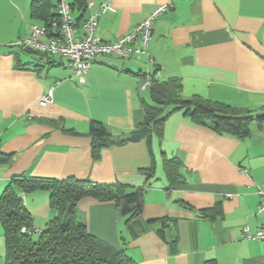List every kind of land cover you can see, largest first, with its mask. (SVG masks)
<instances>
[{"label":"crops","instance_id":"0c3cea01","mask_svg":"<svg viewBox=\"0 0 264 264\" xmlns=\"http://www.w3.org/2000/svg\"><path fill=\"white\" fill-rule=\"evenodd\" d=\"M55 5L59 0H50ZM75 3V0H67ZM36 0H0V198L14 177L89 179L145 188L137 236L112 201L84 197L78 215L92 234L139 264H264V239H247L264 227L258 210L264 190V124L247 137L196 123L174 111L160 131L127 140L152 103L141 90L144 73L177 77L186 98L199 96L241 110L264 111V0H83L74 16L81 25L102 3L96 30L105 41L130 32L153 10L169 4L154 22L147 50L128 59L98 56L85 81L67 61L50 63L14 47L45 20ZM20 51V52H19ZM53 91V101L40 102ZM102 122L114 139L94 157L91 124ZM181 162L171 181L165 161ZM44 228L57 215L47 190L21 192ZM167 218L163 225L155 219ZM164 230V233L160 231ZM123 235V238H122ZM6 242L0 220V264Z\"/></svg>","mask_w":264,"mask_h":264},{"label":"trees","instance_id":"16d2710c","mask_svg":"<svg viewBox=\"0 0 264 264\" xmlns=\"http://www.w3.org/2000/svg\"><path fill=\"white\" fill-rule=\"evenodd\" d=\"M59 2L55 5L50 0H36L33 7L34 14L45 20L48 37L56 35L57 29L52 26V22L59 18ZM76 3L79 8L84 6L83 0L69 3L73 16ZM75 20L77 25L76 17ZM20 49L50 63L64 61L57 56ZM156 72L151 74L152 82L149 86L152 103L145 104L144 120L127 140L146 138L151 136L154 130L160 131L164 121L177 110H183L196 123L208 124L218 131L238 137L250 136L254 122L259 130H262L264 111L241 110L199 96L186 98L182 93L183 84L179 78L161 80L156 76ZM147 74L144 73V76ZM91 134L93 155L96 158L102 148L126 141L112 138L105 124L98 121L92 122ZM5 156L0 151V161L8 160L10 155ZM164 167L171 181L181 182L178 181L181 162L177 158L167 159ZM36 190H47L50 202L58 212L44 228L39 229L33 227V216L20 196L21 192L30 193ZM144 192L143 187L128 192L126 186L121 183L93 182L75 177L12 178L0 198V220L6 242L4 264H139L125 249H118L92 234L86 221L78 215L77 206L84 197H91L100 202L112 201L118 213L126 218L128 231L137 236L140 230L136 224L139 223L143 212ZM69 203H72V207L66 213ZM167 220L155 219L150 223L159 221L165 225ZM160 231L164 233L163 229Z\"/></svg>","mask_w":264,"mask_h":264},{"label":"built area","instance_id":"2783aa9c","mask_svg":"<svg viewBox=\"0 0 264 264\" xmlns=\"http://www.w3.org/2000/svg\"><path fill=\"white\" fill-rule=\"evenodd\" d=\"M169 4L157 6L141 23L137 24L130 32L118 36L113 41H105L97 33L99 18L102 14L113 7L108 3H102L81 25L82 33L77 34L76 20L72 14L70 4L67 0H60L58 13L59 18L52 22L57 29L56 35L47 36L45 25L34 24L31 26V33L23 40H20L14 47L31 49L39 53L57 56L67 61L74 68V75L81 81H85L91 64L98 56L110 55L122 59H128L137 54H149L147 47L151 40L155 20L164 14ZM150 56V54H149ZM152 82L151 74H147L140 88L146 90ZM53 101V91L50 90L42 96L40 102L47 104ZM260 202L259 211H264V190L258 187ZM247 239H264V227L255 232H250L245 226ZM25 230V229H24Z\"/></svg>","mask_w":264,"mask_h":264},{"label":"water","instance_id":"95a60500","mask_svg":"<svg viewBox=\"0 0 264 264\" xmlns=\"http://www.w3.org/2000/svg\"><path fill=\"white\" fill-rule=\"evenodd\" d=\"M71 207H72V203H69L68 207H67V210H66V213H68L70 211Z\"/></svg>","mask_w":264,"mask_h":264},{"label":"rangeland","instance_id":"374dc122","mask_svg":"<svg viewBox=\"0 0 264 264\" xmlns=\"http://www.w3.org/2000/svg\"><path fill=\"white\" fill-rule=\"evenodd\" d=\"M98 237V236H97ZM122 238H123V235H122Z\"/></svg>","mask_w":264,"mask_h":264}]
</instances>
